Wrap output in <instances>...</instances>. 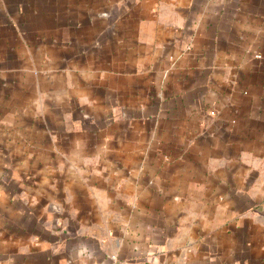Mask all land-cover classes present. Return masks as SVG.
<instances>
[{"label":"crops","instance_id":"crops-1","mask_svg":"<svg viewBox=\"0 0 264 264\" xmlns=\"http://www.w3.org/2000/svg\"><path fill=\"white\" fill-rule=\"evenodd\" d=\"M114 261L264 264V0H0V264Z\"/></svg>","mask_w":264,"mask_h":264},{"label":"built area","instance_id":"built-area-1","mask_svg":"<svg viewBox=\"0 0 264 264\" xmlns=\"http://www.w3.org/2000/svg\"><path fill=\"white\" fill-rule=\"evenodd\" d=\"M114 258V257H113ZM115 259V258H114ZM85 264H96V263H85ZM112 264H119L117 261H114Z\"/></svg>","mask_w":264,"mask_h":264}]
</instances>
